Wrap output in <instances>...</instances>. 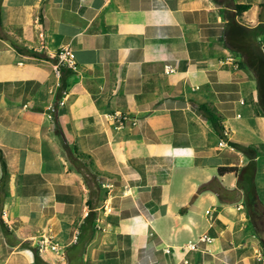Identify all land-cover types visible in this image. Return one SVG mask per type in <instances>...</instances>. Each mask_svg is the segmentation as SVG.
I'll return each mask as SVG.
<instances>
[{"label":"crops","instance_id":"obj_1","mask_svg":"<svg viewBox=\"0 0 264 264\" xmlns=\"http://www.w3.org/2000/svg\"><path fill=\"white\" fill-rule=\"evenodd\" d=\"M230 21L253 29V68L225 43ZM263 61L264 0H4L0 264L67 263L90 212L81 170L107 192L85 264H264L245 205L249 185L264 198ZM44 235L64 255L40 251Z\"/></svg>","mask_w":264,"mask_h":264},{"label":"trees","instance_id":"obj_2","mask_svg":"<svg viewBox=\"0 0 264 264\" xmlns=\"http://www.w3.org/2000/svg\"><path fill=\"white\" fill-rule=\"evenodd\" d=\"M3 4L4 0H0V25L2 24V12H3ZM249 5L247 4H236L235 9L237 15H241L243 11L249 9ZM253 29L247 28L244 25L240 24L239 22H228L226 25V36H225V43L230 49L234 51H241L242 56L244 57V63L251 68L254 67L256 64V60L258 59V45L255 44V38L253 35ZM14 46L19 50V51H26L30 53L33 56H38L47 60H51L53 62H56V58L49 57L46 54H42L40 52H37L35 50H28L27 48L21 47L18 44L14 43ZM61 71V85L60 89L65 90L68 86L67 83V77L71 75L73 72L71 69H66L63 67H59ZM200 110L202 113H204L208 119L213 123L216 131L221 137H224V125H223V118L219 114V112L211 105L208 104H201ZM236 145V144H235ZM79 157H70V159H73V162H76V159ZM88 157V156H87ZM90 159V157H88ZM0 160H1V166H2V178H1V183L3 186V183L5 182L6 176H7V165L6 162L3 158L2 151L0 150ZM81 165V163H80ZM91 165L94 168L93 162ZM77 170H81L78 165H76ZM236 169V167H222L220 168V171L224 170H233ZM80 172L83 173L84 178L86 179L87 185L90 189V197L88 199V206L90 208V212L88 216L85 218L83 223L81 224V229H82V234L78 241L67 247L66 249V257H67V263L66 264H85L83 260V251H84V246L85 242L90 236V232L95 224V207L97 204L98 198H103V196L106 195V190L103 189V187L98 183L97 181V174L99 173L98 171L95 170L94 173L89 172V175L85 174L83 170ZM209 186L208 184H204L200 186V191L205 189L206 187ZM249 190L254 191L255 187H252V185L248 186L247 192ZM248 200V198H247ZM249 201V200H248ZM255 201L261 202L258 197H255ZM250 202V201H249ZM35 261L36 264H39L41 262V259L39 258L38 254L35 256Z\"/></svg>","mask_w":264,"mask_h":264},{"label":"built area","instance_id":"obj_3","mask_svg":"<svg viewBox=\"0 0 264 264\" xmlns=\"http://www.w3.org/2000/svg\"><path fill=\"white\" fill-rule=\"evenodd\" d=\"M56 57L58 58L59 63H64L70 67H74L75 65V61L68 56V53L65 49L60 50L58 54L56 55ZM166 69L169 72L173 70V67L168 65L166 66ZM115 115L117 116V118L120 120L121 123H122V120L126 118V116H124L121 113H117ZM206 213L209 215L211 211L207 210ZM199 240L212 242L213 238L209 236L208 234L204 233L199 237ZM38 245H39L40 251L43 249H47L49 247L51 250L55 251L56 253L64 255V250L61 248V246L58 243L53 242L52 237L50 235L42 236V238L38 241ZM187 247L189 249H196L197 242L193 240L189 241L187 243Z\"/></svg>","mask_w":264,"mask_h":264},{"label":"rangeland","instance_id":"obj_4","mask_svg":"<svg viewBox=\"0 0 264 264\" xmlns=\"http://www.w3.org/2000/svg\"><path fill=\"white\" fill-rule=\"evenodd\" d=\"M260 69L264 73V61L261 62ZM247 196L250 201L247 198L245 200L248 222L255 232V239L261 244L264 250V224H262V222L264 223V198H260L261 202L255 201L256 193L252 190L248 191Z\"/></svg>","mask_w":264,"mask_h":264},{"label":"flooded vegetation","instance_id":"obj_5","mask_svg":"<svg viewBox=\"0 0 264 264\" xmlns=\"http://www.w3.org/2000/svg\"><path fill=\"white\" fill-rule=\"evenodd\" d=\"M262 224H264L263 222H262ZM263 231H264V229H263ZM264 242V241H263Z\"/></svg>","mask_w":264,"mask_h":264}]
</instances>
